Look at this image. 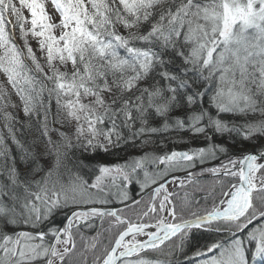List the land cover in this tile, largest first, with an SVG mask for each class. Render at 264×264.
Returning a JSON list of instances; mask_svg holds the SVG:
<instances>
[{
  "label": "snow or ice",
  "instance_id": "6c2138e0",
  "mask_svg": "<svg viewBox=\"0 0 264 264\" xmlns=\"http://www.w3.org/2000/svg\"><path fill=\"white\" fill-rule=\"evenodd\" d=\"M0 264H264V0H0Z\"/></svg>",
  "mask_w": 264,
  "mask_h": 264
},
{
  "label": "trees",
  "instance_id": "16d2710c",
  "mask_svg": "<svg viewBox=\"0 0 264 264\" xmlns=\"http://www.w3.org/2000/svg\"><path fill=\"white\" fill-rule=\"evenodd\" d=\"M39 55V53H38ZM200 184L202 186H204L206 188V190L210 191L211 190V186L213 184V178L211 176H204L201 180H200ZM191 191V190H189ZM197 199H200V196L198 195L196 197ZM92 235V233L90 232H85V236H90ZM201 242H204L203 240Z\"/></svg>",
  "mask_w": 264,
  "mask_h": 264
},
{
  "label": "rangeland",
  "instance_id": "374dc122",
  "mask_svg": "<svg viewBox=\"0 0 264 264\" xmlns=\"http://www.w3.org/2000/svg\"><path fill=\"white\" fill-rule=\"evenodd\" d=\"M35 46V45H34ZM171 187V186H170Z\"/></svg>",
  "mask_w": 264,
  "mask_h": 264
}]
</instances>
